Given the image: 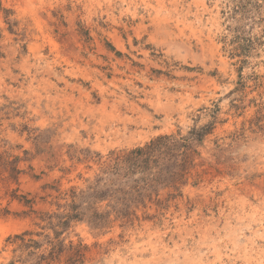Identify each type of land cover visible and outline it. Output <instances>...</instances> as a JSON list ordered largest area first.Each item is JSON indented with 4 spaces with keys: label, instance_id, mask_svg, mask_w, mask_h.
<instances>
[{
    "label": "rangeland",
    "instance_id": "374dc122",
    "mask_svg": "<svg viewBox=\"0 0 264 264\" xmlns=\"http://www.w3.org/2000/svg\"><path fill=\"white\" fill-rule=\"evenodd\" d=\"M42 212L80 264H264V0H0V264Z\"/></svg>",
    "mask_w": 264,
    "mask_h": 264
},
{
    "label": "trees",
    "instance_id": "16d2710c",
    "mask_svg": "<svg viewBox=\"0 0 264 264\" xmlns=\"http://www.w3.org/2000/svg\"><path fill=\"white\" fill-rule=\"evenodd\" d=\"M192 135L195 137H199V133L193 132ZM170 136H160L156 139L155 142L151 143L147 146V149L153 150L155 149L156 143L160 141L168 142ZM189 140V139H187ZM191 140V139H190ZM143 149L137 150V152H141ZM74 209L72 208V211ZM41 221L45 222V225L42 226L43 229L50 230L53 235L39 233H33L31 231H24L19 234H15L13 237H10L8 240L14 246L13 251L19 250L20 255L19 259H22L23 262H27L31 259L36 258L37 261L34 264H80L81 259L84 254L83 251L85 246H82L81 243L73 244L72 241L69 243H65L64 238H60V236L69 228V224L72 219L78 218L77 213H66L62 215H58L56 213L42 212L40 213ZM61 229V231H57L56 229ZM33 235L41 236L43 235V241L47 244L45 251L43 254L36 257V251L41 248V244L38 240L33 238ZM65 254L64 260L61 257ZM14 262H12L13 264Z\"/></svg>",
    "mask_w": 264,
    "mask_h": 264
}]
</instances>
